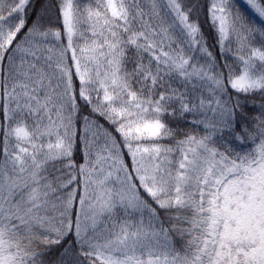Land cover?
<instances>
[{
	"label": "snow or ice",
	"instance_id": "obj_1",
	"mask_svg": "<svg viewBox=\"0 0 264 264\" xmlns=\"http://www.w3.org/2000/svg\"><path fill=\"white\" fill-rule=\"evenodd\" d=\"M0 264H264V0H0Z\"/></svg>",
	"mask_w": 264,
	"mask_h": 264
},
{
	"label": "trees",
	"instance_id": "obj_2",
	"mask_svg": "<svg viewBox=\"0 0 264 264\" xmlns=\"http://www.w3.org/2000/svg\"><path fill=\"white\" fill-rule=\"evenodd\" d=\"M259 101H256V106L258 107L259 106ZM57 255H58V253H53L52 255H51V257H50V259H52L53 261L57 258Z\"/></svg>",
	"mask_w": 264,
	"mask_h": 264
}]
</instances>
